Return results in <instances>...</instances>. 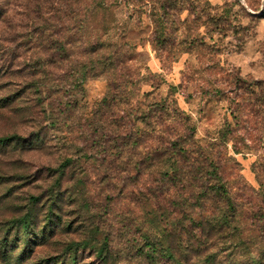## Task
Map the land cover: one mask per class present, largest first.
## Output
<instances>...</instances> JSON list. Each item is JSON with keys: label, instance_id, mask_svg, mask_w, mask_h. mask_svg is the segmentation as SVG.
<instances>
[{"label": "trees", "instance_id": "trees-1", "mask_svg": "<svg viewBox=\"0 0 264 264\" xmlns=\"http://www.w3.org/2000/svg\"><path fill=\"white\" fill-rule=\"evenodd\" d=\"M122 1L134 0H0L2 32L16 6L15 49L26 55L30 51L19 69L24 83L16 92L0 95V111H19L35 122L26 131L0 132V151L19 156L42 152L49 147L50 129L78 131L70 142H58L62 149L55 161L21 175L56 177L47 192L30 194L7 224L0 223L6 264L21 263L33 244L71 232L69 208L79 218L73 231L80 236L65 244L63 260L50 256L42 264L118 263L112 232L102 227L109 218L91 206L88 180L78 176L115 180L109 179L113 192L105 195L106 205L117 209L113 213L120 224L115 229L127 230V243L147 264H264V154L251 166L255 188L238 171L236 159L222 151L230 143L234 153H241L260 140L252 123L264 117V80L231 75V120L224 119L216 136L199 138L193 118L174 96L176 85H169L165 95L155 85L141 92L153 74L146 66L148 72L141 71L125 27L110 36L119 29L115 9ZM141 2L152 4L151 44L161 51L174 42L167 24L174 21L170 17L176 12L170 9L177 0ZM203 15L199 10L196 19ZM9 68H0V75L5 69L11 73ZM97 77L105 80L106 92L89 112H81L84 84ZM28 91L32 99L23 96ZM65 176H70L67 186ZM10 231L11 242L23 238L14 259L5 236Z\"/></svg>", "mask_w": 264, "mask_h": 264}, {"label": "rangeland", "instance_id": "rangeland-1", "mask_svg": "<svg viewBox=\"0 0 264 264\" xmlns=\"http://www.w3.org/2000/svg\"><path fill=\"white\" fill-rule=\"evenodd\" d=\"M122 2L115 9L119 29L112 31L110 36L120 33L125 27L139 54L137 64L142 65L141 68L146 66L153 74L147 83L141 85V92L151 91L155 87L159 94L165 95L169 85H176L174 96L178 105L193 118L197 136L199 138L216 136L224 119L231 120L227 97L230 96L228 90L233 87L230 76L240 75L245 79L264 80V0H177V7L170 9V12H176L174 18L170 17L174 21L167 24L170 26L168 32H172L174 42L161 51H156L151 44L154 24L148 15L152 4L145 5L141 0ZM11 8L12 14L4 23L6 31L2 32L0 28V68L9 66L11 72L5 69L0 75V95L14 93L21 88L24 79L19 69L23 65V58L29 57L30 52L26 55L23 49H15L18 42L15 33L19 30L16 12H19V9L16 6ZM177 8L181 10L180 13H177ZM199 10L205 15L197 20L196 14ZM218 16H221L219 20ZM141 71L148 72L144 68ZM215 88L223 89V93H216ZM105 92L106 82L102 77L88 79L84 84V96L79 99L81 112H89ZM23 96L27 99L33 98L30 92ZM25 105L27 107L29 103ZM18 106L17 102L11 105L14 109ZM25 119L24 114L19 111H11L8 115L0 111V132L16 128L23 131L30 129L35 122L31 121L33 119L31 117ZM256 120L255 124L252 123L253 134L260 136V140L254 141L251 149L234 153L230 143L222 149L224 154L236 159L239 163L238 171L246 182L255 188L258 187V183L251 166L264 154V117L262 121L260 117ZM77 134V130L69 132L65 126L57 131L50 129L47 137L49 147L42 152L19 156L16 152L0 151L1 224H7L11 220L17 206L23 203L27 196L47 192V187L56 177L21 175L32 174L39 164L55 161L62 149L58 142L61 140L65 143L70 142L69 140L75 138ZM69 177H64L63 186L68 185L66 181L70 180ZM78 177L84 181L88 180L85 189L90 195L91 206H96V211L104 210L103 214L109 218L102 227L112 232V245L118 259L117 264H147L135 255L131 244L127 243V230L123 229L124 227L121 230L115 229L120 224L113 213L117 209L114 205L108 207L105 200V195L113 192L109 179L113 182L115 180L110 176ZM75 184L76 180L72 185ZM68 212L73 217H70L74 222L72 231L57 233L45 242L33 244L22 262L16 264H42L43 259L50 256H59L63 260L62 251L65 244L71 238L80 236L78 231H73L78 229L76 221L79 218L73 214V208H69ZM3 235V229H0V238ZM5 236L9 240L8 254L10 253L14 259L20 253L23 238L13 243L11 242L14 238L13 231L7 232ZM16 239H19V236ZM0 264H6L2 252ZM81 264L88 263L83 261Z\"/></svg>", "mask_w": 264, "mask_h": 264}]
</instances>
